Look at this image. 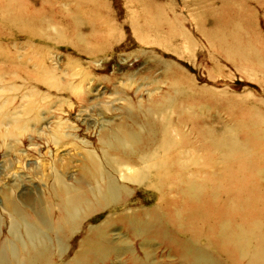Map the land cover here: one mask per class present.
Segmentation results:
<instances>
[{"label": "rangeland", "instance_id": "1", "mask_svg": "<svg viewBox=\"0 0 264 264\" xmlns=\"http://www.w3.org/2000/svg\"><path fill=\"white\" fill-rule=\"evenodd\" d=\"M17 1L32 33L0 16V258L13 201L53 240L43 264H264V0ZM125 126L148 139L143 178L57 241L36 215L56 167L72 185ZM225 241L247 243L239 262Z\"/></svg>", "mask_w": 264, "mask_h": 264}, {"label": "bare ground", "instance_id": "2", "mask_svg": "<svg viewBox=\"0 0 264 264\" xmlns=\"http://www.w3.org/2000/svg\"><path fill=\"white\" fill-rule=\"evenodd\" d=\"M16 2L18 1L17 0H2L0 2V16L3 17V22H7V21L9 22L10 27L11 26L16 27V25L19 26L21 24L23 26V31H24L23 34L26 35L27 33V37H28V34L31 32V27L30 25H28L30 20H26V19L30 13L28 14L29 11L27 8L25 9L20 8L18 12H15ZM18 3L22 4L21 1ZM125 125L129 126L127 124ZM127 135H128V127H126L125 130L122 131L121 133H117L114 135V140H116L118 144H121L120 148L123 149V151L125 150V152L122 151V153L114 157L110 156L109 154H105L104 159L101 162L96 157L94 158L91 157L90 158L91 161L84 168V172H85L84 177L81 178L80 180L75 179L72 185H69L65 182L64 178L62 177V175L60 174L58 170L59 167H56L57 174L54 180L55 183H52V185L48 187L47 195H45L47 196L46 197L48 200L47 203L49 204V207H50V211H48L49 214L48 212L39 211L38 213H36V215H38L37 221L40 223V225L44 227H49L53 225V227L51 226V228H54V229L58 228L59 232L55 233L57 241L60 240V236L62 233L61 231L63 229L74 232V230L81 228V224L83 223V220L86 218V216H88V213L91 214L100 208H104L106 205L110 204L112 201L116 200L117 198L120 199L119 197L125 196L126 194H128V189H129L128 185L130 184L137 185L140 182V180L143 178L139 173H136L135 170L137 169V167L146 165V163H148L151 159L150 155L147 152L149 150L148 143H147L148 139H146V135H143L145 137H142L141 139H138L135 136H133L131 137L132 140L128 139L129 142H126V140L124 139L120 141L121 138H125V136ZM106 140L107 142L110 141L108 136L106 137ZM111 142L108 144V147H110L111 150L115 151L116 149H114L113 145H110ZM123 142L125 143L123 144ZM134 149H136L137 151L136 150L135 152L131 151ZM132 157H134L133 160L130 159ZM128 158L130 159L129 161H128ZM156 166L157 165H155L154 168H156ZM148 167L145 166L141 170L149 171L150 168ZM169 174H171V172ZM117 177L121 180H117ZM166 177L164 176V178ZM168 178L170 177L168 176ZM118 182H120V184ZM85 188H89V190H84ZM163 192H164V189H163ZM8 205H9V208H8L9 215L12 216L14 220V222L10 225L11 237L13 241L12 243H14V246H16V249H17L16 251L13 250L14 248L10 250L12 251V255L15 257L17 256L16 254H19V248H18L19 246L16 243H26L27 242V244L31 245L33 243L36 244L39 242V244L33 247L35 248L34 251L32 250L33 248H30L29 250L27 249L26 246L24 248L22 247L23 249L26 250L27 257L25 258V260H22L21 257L14 258L13 256H9V257L1 256L0 264H43L46 261V258L48 259L50 252H52L51 246L48 245L47 243H52L53 240L51 239L50 236L46 235V233L45 235L41 233L40 230L38 229L37 224L35 225L33 222H29L28 220H22L21 218L22 211L19 208V206L16 205V203H14L13 201L11 202L9 201ZM54 205H56L57 207L54 208ZM56 209H57L56 214L58 216V220L53 221L54 219L53 220L50 219L49 215L50 214L54 215V212ZM131 224L132 223H129L130 226ZM92 227H90L91 231H93L92 236H90L89 238H86V240L94 242V243L98 241H103L104 240V239L102 240L103 235L100 237L99 233L94 232V230H96V227H93V228ZM21 228L25 230L23 237L19 233ZM84 240L85 239H83V241ZM246 244L247 243H243V244L226 243L225 241V243H220L218 248L226 252V254L230 257H233V254L236 252L237 253L236 263H237L241 260V252H238V251L241 249H244V253L246 254V251L244 248ZM27 246L29 248V245ZM180 251H182V249ZM250 254H251L250 256L252 257H249V254L247 253V257L249 259L248 264H258L259 261H256L258 254L256 253L255 256H254V253H250ZM191 262L192 264H202L200 253L199 255H196V254L192 255Z\"/></svg>", "mask_w": 264, "mask_h": 264}]
</instances>
